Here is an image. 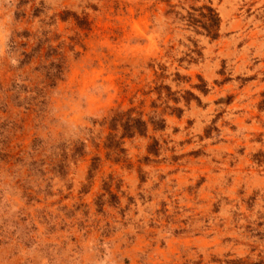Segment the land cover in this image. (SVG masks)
Returning a JSON list of instances; mask_svg holds the SVG:
<instances>
[{"label":"rangeland","instance_id":"374dc122","mask_svg":"<svg viewBox=\"0 0 264 264\" xmlns=\"http://www.w3.org/2000/svg\"><path fill=\"white\" fill-rule=\"evenodd\" d=\"M0 264H264V0H0Z\"/></svg>","mask_w":264,"mask_h":264},{"label":"trees","instance_id":"16d2710c","mask_svg":"<svg viewBox=\"0 0 264 264\" xmlns=\"http://www.w3.org/2000/svg\"><path fill=\"white\" fill-rule=\"evenodd\" d=\"M203 8L207 9V12L201 15L205 18V21L202 22L195 19V22L201 23L200 25L205 30L207 35H210L213 39H215L218 36V15L215 13V10L210 6H203ZM113 122H116L117 124L122 126L123 129L128 133L127 135L129 136H133L134 134H142L146 130V122L124 114L116 115V117L113 119ZM113 127H115V124Z\"/></svg>","mask_w":264,"mask_h":264}]
</instances>
